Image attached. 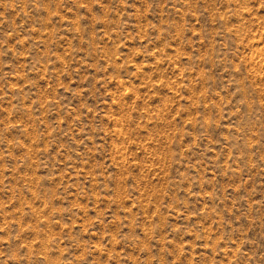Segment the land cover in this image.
<instances>
[{
    "label": "rangeland",
    "instance_id": "obj_1",
    "mask_svg": "<svg viewBox=\"0 0 264 264\" xmlns=\"http://www.w3.org/2000/svg\"><path fill=\"white\" fill-rule=\"evenodd\" d=\"M0 264H264V0H0Z\"/></svg>",
    "mask_w": 264,
    "mask_h": 264
}]
</instances>
